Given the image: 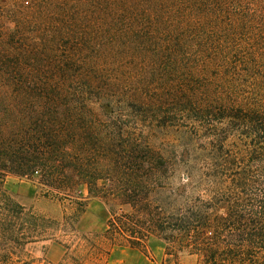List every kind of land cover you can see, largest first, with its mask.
Returning a JSON list of instances; mask_svg holds the SVG:
<instances>
[{
	"label": "trees",
	"instance_id": "16d2710c",
	"mask_svg": "<svg viewBox=\"0 0 264 264\" xmlns=\"http://www.w3.org/2000/svg\"><path fill=\"white\" fill-rule=\"evenodd\" d=\"M35 11L0 26V185L12 173L65 191L76 177L91 193L94 175L75 157L115 163L122 134L124 175L140 195L168 168L151 140L188 122L264 143V0H43V20ZM134 198L146 223L180 233L204 264H264V206L199 207L166 227ZM123 233L113 246L141 247Z\"/></svg>",
	"mask_w": 264,
	"mask_h": 264
},
{
	"label": "rangeland",
	"instance_id": "374dc122",
	"mask_svg": "<svg viewBox=\"0 0 264 264\" xmlns=\"http://www.w3.org/2000/svg\"><path fill=\"white\" fill-rule=\"evenodd\" d=\"M31 5L43 20V0H0V26L16 21L15 11ZM185 125L182 130L159 131L151 140L166 157L168 168L160 180L141 188V196L129 187L124 175L120 157L127 138L122 134L115 142V163L103 157H75L76 169L94 175L91 193V186L76 177L69 190L61 191L45 177L3 175L0 264H204L180 233L169 228L157 231L146 223L143 206H135L132 196L149 205L148 217L162 213L160 221L166 227L177 214L199 207L208 215H226L217 208L219 203H238L249 214L251 207L264 206V143L216 123ZM187 170L192 174L190 180ZM15 203L22 209L14 208ZM209 204L214 205L212 209ZM5 207L10 210L6 212ZM111 220L118 228L109 226ZM119 226L124 235L140 237L141 247L113 246L109 237L118 235ZM106 229H110L108 234ZM51 245L63 251L62 257L59 251L50 250Z\"/></svg>",
	"mask_w": 264,
	"mask_h": 264
},
{
	"label": "crops",
	"instance_id": "0c3cea01",
	"mask_svg": "<svg viewBox=\"0 0 264 264\" xmlns=\"http://www.w3.org/2000/svg\"><path fill=\"white\" fill-rule=\"evenodd\" d=\"M129 248H130V249H133V250H134V249H137V248H132V247H129ZM50 250H52V251H53V250H55V251H56V250L59 251V256H60V257H62V255H63V251H60V248H59L58 246H56V245H51ZM57 251H56V252H57ZM57 253H58V252H57ZM135 264H144V263H142V262H139V263H138V262H137V263H135Z\"/></svg>",
	"mask_w": 264,
	"mask_h": 264
}]
</instances>
